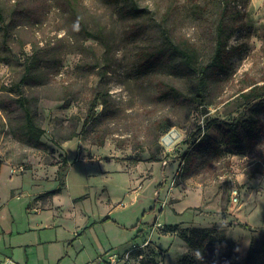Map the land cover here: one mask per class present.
<instances>
[{"label": "rangeland", "instance_id": "374dc122", "mask_svg": "<svg viewBox=\"0 0 264 264\" xmlns=\"http://www.w3.org/2000/svg\"><path fill=\"white\" fill-rule=\"evenodd\" d=\"M136 2L139 17L106 0H0V262L177 264L195 252L181 233L204 229L233 246L230 264L250 248L264 264V141L244 154L223 144L259 101L241 95L264 85V0H232L229 59L202 105L158 99L164 81L188 86L142 82L135 67L162 22L207 63L216 0H200L201 14L193 0ZM97 91L106 105L87 120ZM18 97L43 130L38 145Z\"/></svg>", "mask_w": 264, "mask_h": 264}, {"label": "trees", "instance_id": "16d2710c", "mask_svg": "<svg viewBox=\"0 0 264 264\" xmlns=\"http://www.w3.org/2000/svg\"><path fill=\"white\" fill-rule=\"evenodd\" d=\"M106 1L111 3L122 2V7L132 17H139L143 14V9L140 8L136 0ZM199 1L193 0L191 4L192 10L194 9L196 14H201L204 9V5L200 4ZM231 2L232 0H216L215 39L213 53L207 63L199 61L197 49L189 39L176 37L164 22L158 25V28L152 29L150 41L137 54L136 77L142 82L154 76H163L170 80L181 79L188 86V92H183L174 83L164 81V88H161L160 93L156 95L158 99L172 100L173 103L182 104L181 100L187 98L189 103L200 105L205 103V92L212 73L223 70L229 59L228 40L233 33V28L228 24L226 17ZM144 31H146L144 27L137 29L139 34ZM241 96L246 102L259 101L249 107V116L246 119L231 123L223 133V144L227 149L238 154H244L247 150L264 141V85L252 87ZM18 99H20L19 103L24 117L23 126L26 128V141L38 145L43 130L35 122L24 97H18ZM98 100L105 106L107 102L106 92L97 91L92 97L88 106L87 120L94 115ZM172 125L173 123H165L160 127V131L166 132ZM202 137L204 135L199 137V140ZM210 141L212 145V139ZM191 158L190 153L183 155L181 168L185 172L183 175L181 174L183 177L187 174V166L192 161ZM1 164L0 158V170ZM185 164L186 166H184ZM57 191L59 188L50 192ZM181 237L195 252L184 253L178 259L177 264H205L208 262L230 264L233 258V246L221 237L210 236L207 230L193 229L191 234L184 230ZM245 264H254V250L251 248L247 252Z\"/></svg>", "mask_w": 264, "mask_h": 264}, {"label": "water", "instance_id": "95a60500", "mask_svg": "<svg viewBox=\"0 0 264 264\" xmlns=\"http://www.w3.org/2000/svg\"><path fill=\"white\" fill-rule=\"evenodd\" d=\"M175 131L174 134H172V132ZM177 135V131L175 129H171L168 133L165 134V136L163 137V139L165 140L167 138V142H170L172 140L173 137H175Z\"/></svg>", "mask_w": 264, "mask_h": 264}, {"label": "built area", "instance_id": "2783aa9c", "mask_svg": "<svg viewBox=\"0 0 264 264\" xmlns=\"http://www.w3.org/2000/svg\"><path fill=\"white\" fill-rule=\"evenodd\" d=\"M0 264H19L16 261H14L12 258H6L0 262Z\"/></svg>", "mask_w": 264, "mask_h": 264}, {"label": "bare ground", "instance_id": "6f19581e", "mask_svg": "<svg viewBox=\"0 0 264 264\" xmlns=\"http://www.w3.org/2000/svg\"><path fill=\"white\" fill-rule=\"evenodd\" d=\"M174 133H175V131L172 132V134H174ZM177 134H178V133H177ZM176 136H177V135H176ZM176 136H175V137H176ZM165 140H167V138H166Z\"/></svg>", "mask_w": 264, "mask_h": 264}]
</instances>
